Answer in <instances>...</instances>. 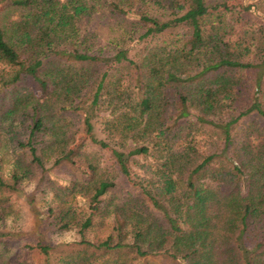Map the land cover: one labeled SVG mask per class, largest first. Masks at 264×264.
<instances>
[{
    "label": "trees",
    "instance_id": "obj_1",
    "mask_svg": "<svg viewBox=\"0 0 264 264\" xmlns=\"http://www.w3.org/2000/svg\"><path fill=\"white\" fill-rule=\"evenodd\" d=\"M150 1L168 21L136 10L137 0H0V91L31 80L47 97L42 103L27 95L15 108L24 119L23 140L11 122L6 133L42 177L45 150L55 153V166L70 164L85 175L70 182L74 199L57 195L61 203L50 205L41 221L53 232L80 236L85 248L64 264H128L122 259L128 254L135 260L161 254L177 264L178 258L264 264V27L254 47L231 39L235 24L228 16L254 9L246 0ZM232 1H244V9ZM104 7L122 33L95 51L79 24ZM10 12L16 18L1 21ZM181 28L188 33L179 34ZM119 40L131 45L121 49ZM252 73L253 88L243 82ZM246 94L249 102L239 105ZM62 99L70 103L64 112L79 115L83 141L107 151L136 196L112 197L115 179L72 147L79 133L69 139L66 121L51 113ZM104 110L99 139L94 122ZM13 114L4 112L0 125ZM206 126L217 139L204 152L194 133ZM20 173L15 168L10 181L0 176V189L21 194ZM98 220L110 221L111 232L91 241ZM36 248L47 256L52 249L40 241ZM89 249L94 254L87 257ZM96 252L107 259L100 262Z\"/></svg>",
    "mask_w": 264,
    "mask_h": 264
},
{
    "label": "rangeland",
    "instance_id": "obj_2",
    "mask_svg": "<svg viewBox=\"0 0 264 264\" xmlns=\"http://www.w3.org/2000/svg\"><path fill=\"white\" fill-rule=\"evenodd\" d=\"M246 2L254 5V9L248 12L243 11V14L228 16L235 24L231 39L235 42L250 41V44L254 47L253 45H256L260 38V31L264 27V0H246ZM137 3L136 10L140 12L149 11L152 15L161 18L162 21H168L170 18L165 16V13L152 4L150 0L142 2L137 0ZM232 3L241 7L240 9H244V1L230 2V4ZM9 17L15 19L16 14L14 12L7 13L1 17V21L7 22ZM116 20L117 17L113 16L107 7H104L93 16L81 21L79 24L80 34L83 38L89 39L91 41L90 45H93L94 50L97 51L98 48H102L113 42L115 37L122 33L120 28L116 27L118 22ZM187 33V29H179V34ZM130 45L131 43L127 41L124 44L121 42L119 48H126ZM117 46V44L112 45L114 48ZM90 47L88 46L91 50ZM253 50L254 48H252ZM252 53L254 54V52ZM252 53L248 54L249 57H253ZM134 75L131 73V75L127 76L129 82H133ZM255 78L253 73L249 75L244 74L243 82L253 88ZM27 95L40 99L42 103L47 99V97H42L41 89L31 80H24L15 85V87L0 91V116L7 111L14 113L8 117V122L4 121L0 125V176L5 181H10L15 168H21L20 174L22 175L20 184L21 194L11 192L7 188L0 189V199H2L0 202V264H7L6 262L8 261L9 264H64L63 259L76 256L85 247L80 244L81 238L75 231L53 232L50 227L42 223V213L50 205H54L53 203H61V200L58 198L59 196L74 199V195H72L69 189L71 186L70 182L72 180L82 181L85 175L80 171L74 172L70 164L55 166V158H53L55 157V153L45 150L47 172L42 177L43 173L35 164L31 163L32 159L29 154L16 147L13 139H11L12 136L6 133V128L9 127L11 122L14 128L12 134L23 140V134L25 133L23 132L21 123L24 119L21 120L22 114L15 108L21 107L22 104L27 102V99H25ZM16 99L18 100V104H16ZM245 99L248 100L244 101ZM249 100L248 94H246L239 105L247 103ZM62 103H64V106ZM69 105L70 103L62 99L61 102H56L53 106L51 105V113L56 114V116L61 115V119L66 121L64 133L69 139L76 132L79 133L77 142L72 147L81 148L92 161L99 164V174H108L115 179L117 187L111 191L112 197L119 201H126L130 196H136L135 190L131 188L123 177L119 176L107 151L90 141H83L84 132L82 131V121L79 119V115L74 114L71 109L64 112L65 107ZM108 115L109 112L104 110L100 114V120L97 119L94 122L95 133L99 139L104 137V118ZM14 119H19L20 121L17 120L15 123ZM251 122L250 119L246 120L240 128H247V125ZM212 129L211 126L201 127V130L199 129L194 133L195 139L198 142L197 146L201 151L207 152L215 147L217 137L213 136ZM241 141L242 137H240L237 144L240 145ZM238 147L240 148V146ZM140 161L146 162L144 159H140ZM148 161H152V158H149ZM22 165L26 167V170ZM31 202L33 204H30ZM79 204L82 205L83 201H79ZM110 232L111 222L106 221L101 223L98 220L95 227L89 231L88 239L98 241L104 239ZM65 233H74L76 237L74 242L61 244L54 242L53 237H59ZM39 241L43 242L44 245L52 247L49 256L44 254L39 248H36ZM86 252L87 257L94 254L92 249ZM96 256L100 259V262H104L107 259V255L103 252H96ZM113 259L115 261L117 256L113 257ZM122 259L127 261L128 264L141 262H145L146 264H177L163 257L161 254L136 260L132 254H128L122 257Z\"/></svg>",
    "mask_w": 264,
    "mask_h": 264
},
{
    "label": "clouds",
    "instance_id": "obj_3",
    "mask_svg": "<svg viewBox=\"0 0 264 264\" xmlns=\"http://www.w3.org/2000/svg\"><path fill=\"white\" fill-rule=\"evenodd\" d=\"M76 239L74 233H65L59 237H53V240L55 243L61 244V243H72ZM178 264H185V262L182 259L178 258Z\"/></svg>",
    "mask_w": 264,
    "mask_h": 264
}]
</instances>
